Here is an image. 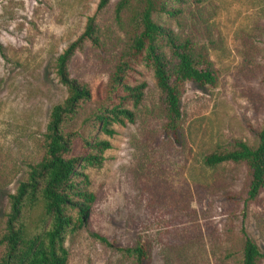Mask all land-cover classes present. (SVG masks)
Returning <instances> with one entry per match:
<instances>
[{
  "label": "rangeland",
  "instance_id": "1",
  "mask_svg": "<svg viewBox=\"0 0 264 264\" xmlns=\"http://www.w3.org/2000/svg\"><path fill=\"white\" fill-rule=\"evenodd\" d=\"M100 0H0V234L8 194L27 176V164L44 155L52 107L64 101L56 58L85 30ZM119 0L97 17L101 43L76 52L72 76L89 84L92 99L69 130L109 140L100 167H87L97 199L88 223L66 239L67 264H136L119 248L146 242L149 264H241L244 226L264 255V192L248 198L246 163L216 167L205 156L232 148L236 140L256 146L264 126V0H187L184 26L168 20L208 49L217 85L186 82L180 133L167 131L164 94L152 67L138 66L135 82H147L134 122L99 130L92 114L111 103L107 91L120 52L131 37L132 0L116 19ZM163 20H167L166 17ZM82 137L75 154L83 152ZM43 204L25 212L29 230L42 220ZM106 237L109 246L98 237ZM2 249H0V256ZM264 264V256L261 259Z\"/></svg>",
  "mask_w": 264,
  "mask_h": 264
},
{
  "label": "trees",
  "instance_id": "2",
  "mask_svg": "<svg viewBox=\"0 0 264 264\" xmlns=\"http://www.w3.org/2000/svg\"><path fill=\"white\" fill-rule=\"evenodd\" d=\"M111 0H100L96 13L89 17L84 32L56 58L59 81L67 88L66 99L55 104L50 112L44 133V155L40 161L27 164V176L15 192L8 194L9 208L0 234V264H67L69 251L66 239L81 230L89 221L96 193L91 189L87 167H100L105 152L112 148L109 140L85 137L81 132L69 130L68 125L79 116L91 101L92 90L88 83L72 76L71 61L77 51L88 42L100 45L101 36L97 17ZM132 0H119L116 19L123 22V14ZM139 4L129 12L130 41L120 52L112 73L107 97L111 103L97 108L93 120L99 130L114 136L115 124L134 122L137 108L145 99L147 82H135L138 66L152 67L157 85L164 94L169 121L167 131L174 136L180 133L182 117L181 95L186 82L201 89L217 85V71L208 49L194 41L187 32L172 27L174 19L184 26V5L187 0H137ZM199 3L200 0H194ZM166 17L167 20H163ZM259 142L251 146L236 140L232 148H219L205 156L204 163L216 167L227 162L246 163L251 181L248 198L254 200L264 192V126L257 131ZM82 137L83 152L75 154V140ZM43 204L40 226L29 230L25 212ZM242 263L261 264L263 253L242 226ZM97 237L114 246L106 237ZM134 256L136 264H149L150 252L146 242L138 241L133 247L119 248Z\"/></svg>",
  "mask_w": 264,
  "mask_h": 264
}]
</instances>
